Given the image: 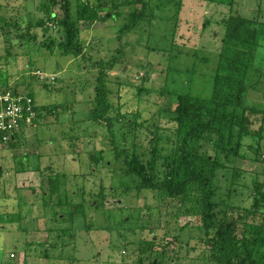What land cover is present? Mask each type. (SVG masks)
<instances>
[{
    "label": "rangeland",
    "instance_id": "1",
    "mask_svg": "<svg viewBox=\"0 0 264 264\" xmlns=\"http://www.w3.org/2000/svg\"><path fill=\"white\" fill-rule=\"evenodd\" d=\"M80 1L104 8L99 20L79 22L84 50L77 56L61 50L66 31L47 12L50 7L62 19L63 0H0V89L31 94L40 110L36 125L0 142V264H214L206 260L198 193L184 198L140 188L126 171L125 153L118 157L117 151L154 163L165 176L167 159L181 154V138L171 129L178 95L211 97L222 21L232 7L178 0L161 8L151 1L153 23L120 39L124 15L101 17L110 0ZM237 1L241 15L264 23V0ZM71 3L76 17L77 0ZM258 48L256 61L264 65V35ZM111 58L112 107L97 118L99 62ZM249 76L247 103L264 109V68ZM253 118L259 128L261 118ZM261 131L262 137H245L244 156L232 166L238 170L234 184L231 174L218 182L220 200L230 203L216 208L222 220L243 214L254 181L264 184V126ZM53 184L56 195L49 194ZM242 229L239 223L238 235Z\"/></svg>",
    "mask_w": 264,
    "mask_h": 264
},
{
    "label": "trees",
    "instance_id": "2",
    "mask_svg": "<svg viewBox=\"0 0 264 264\" xmlns=\"http://www.w3.org/2000/svg\"><path fill=\"white\" fill-rule=\"evenodd\" d=\"M47 1L55 4V0ZM151 1L155 0H110L108 11L101 17L115 19L124 15L126 22L119 31L122 39L141 23L146 21L153 23L156 11L147 7ZM175 1L178 0H159L160 4H157V7L165 8ZM206 1L225 3L232 9L222 21L224 35L211 97L201 98L189 93L178 95V107L173 119L175 126L171 129L181 138V154H172L167 159L163 178L158 175L154 163L146 166L140 161L139 156L130 158L125 148L117 151V155L119 157L121 153H125L126 171L138 178L140 188L158 190L170 196L184 198L194 192L198 193L200 199L198 210L202 215L201 227L206 235L203 241L207 261L214 264H264V184L258 180L254 181L253 201L238 217L227 215L222 220L216 210L221 204L227 206L230 204L228 199L220 200L218 182L221 179H228L231 174V186L234 184L238 170L235 168L233 170L232 166L235 159L244 156L242 150L245 137H262L264 109L249 105L246 96L253 85L249 76L251 70L264 68V65L256 61L261 35H264V23H260L256 17L248 18L241 15L239 8H234L237 0ZM77 5L76 17L71 12V0H63L62 19L56 11L50 10V7L47 8V12L50 13L49 19L55 20L59 25L58 29L66 31L65 35H61L63 39L59 37L61 50L78 56L84 50L79 41L81 30L79 22L99 20V10L104 8V5L101 3L90 5L80 0H77ZM123 7L124 12L121 11ZM42 25H45L44 21ZM28 32L30 37L35 39V35ZM47 45L52 47L53 43ZM115 61V58H111L99 62L101 68L95 102L101 108H95L94 117L99 109L101 113L97 118L105 117L112 107L106 71L114 66ZM36 108L40 112L39 107ZM254 116L261 118L259 128H253ZM107 121L113 135L112 120L107 118ZM113 144L117 150L118 145L114 136ZM231 186L227 192L228 198L231 196ZM58 192L59 186L53 184L49 194L56 195ZM239 223H242L243 227L240 235ZM150 243L155 245L156 241L151 239Z\"/></svg>",
    "mask_w": 264,
    "mask_h": 264
},
{
    "label": "built area",
    "instance_id": "3",
    "mask_svg": "<svg viewBox=\"0 0 264 264\" xmlns=\"http://www.w3.org/2000/svg\"><path fill=\"white\" fill-rule=\"evenodd\" d=\"M36 73L41 74L40 71ZM36 107L33 96L19 93L9 86L0 89V142H9L24 127L36 125L39 115Z\"/></svg>",
    "mask_w": 264,
    "mask_h": 264
},
{
    "label": "crops",
    "instance_id": "4",
    "mask_svg": "<svg viewBox=\"0 0 264 264\" xmlns=\"http://www.w3.org/2000/svg\"><path fill=\"white\" fill-rule=\"evenodd\" d=\"M37 103V102H36ZM38 106V105H37ZM49 236V235H48Z\"/></svg>",
    "mask_w": 264,
    "mask_h": 264
}]
</instances>
